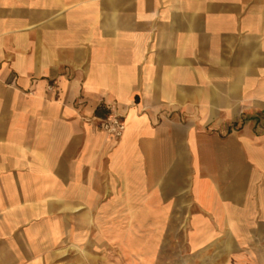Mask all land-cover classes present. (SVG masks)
Wrapping results in <instances>:
<instances>
[{"label": "crops", "instance_id": "0c3cea01", "mask_svg": "<svg viewBox=\"0 0 264 264\" xmlns=\"http://www.w3.org/2000/svg\"><path fill=\"white\" fill-rule=\"evenodd\" d=\"M116 255L264 264V0H0V264Z\"/></svg>", "mask_w": 264, "mask_h": 264}, {"label": "built area", "instance_id": "2783aa9c", "mask_svg": "<svg viewBox=\"0 0 264 264\" xmlns=\"http://www.w3.org/2000/svg\"><path fill=\"white\" fill-rule=\"evenodd\" d=\"M101 126L110 134L120 137L125 130L123 116L111 111L102 121Z\"/></svg>", "mask_w": 264, "mask_h": 264}, {"label": "rangeland", "instance_id": "374dc122", "mask_svg": "<svg viewBox=\"0 0 264 264\" xmlns=\"http://www.w3.org/2000/svg\"><path fill=\"white\" fill-rule=\"evenodd\" d=\"M114 246V245H113ZM114 254V253H113ZM117 257H118V255H116ZM117 257H114L113 256V259H112V264H114V263H116L117 262V264L119 263V262H122L123 263V260L121 261L120 259H119V257L117 258Z\"/></svg>", "mask_w": 264, "mask_h": 264}]
</instances>
